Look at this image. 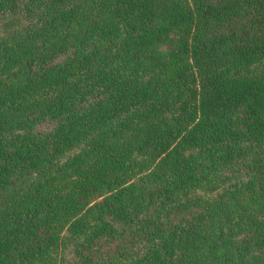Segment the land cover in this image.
Returning <instances> with one entry per match:
<instances>
[{
	"label": "trees",
	"instance_id": "1",
	"mask_svg": "<svg viewBox=\"0 0 264 264\" xmlns=\"http://www.w3.org/2000/svg\"><path fill=\"white\" fill-rule=\"evenodd\" d=\"M0 264H264V0H0Z\"/></svg>",
	"mask_w": 264,
	"mask_h": 264
}]
</instances>
